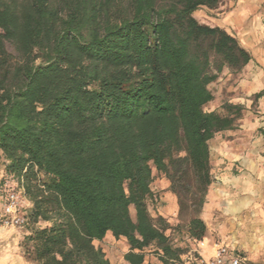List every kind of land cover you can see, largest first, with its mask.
<instances>
[{
    "label": "trees",
    "instance_id": "1",
    "mask_svg": "<svg viewBox=\"0 0 264 264\" xmlns=\"http://www.w3.org/2000/svg\"><path fill=\"white\" fill-rule=\"evenodd\" d=\"M222 1L0 0V196L16 181L31 200L33 261L112 264L95 243L111 232L127 240L129 264H145L151 246L179 264L170 224L150 212L154 170L180 213L192 210L189 237L206 236L210 141L245 110L207 111L210 84L252 60L196 17Z\"/></svg>",
    "mask_w": 264,
    "mask_h": 264
},
{
    "label": "rangeland",
    "instance_id": "2",
    "mask_svg": "<svg viewBox=\"0 0 264 264\" xmlns=\"http://www.w3.org/2000/svg\"><path fill=\"white\" fill-rule=\"evenodd\" d=\"M226 0H223V4ZM198 18V17H197ZM240 72H233L228 68H224L220 76L210 84V89L214 94V100L206 105L207 111L223 112V106L226 103L243 104L245 110L243 117L237 122L234 129L225 130L219 132L210 141V147L213 150L218 149L220 146L229 143V141H235L237 143H243L245 135L242 132L244 124L243 118L247 113V110H251L253 113L261 115L260 100L264 99V93L261 97L256 98L255 94L252 96L244 95L239 89H237L238 81L240 78ZM247 105L249 107H247ZM264 114V113H263ZM262 114V116H263ZM260 122H264V118L260 119ZM258 130V133L262 132L264 125ZM227 163H216V160H211V173L212 178L217 187H222L225 181L220 179V175L226 171ZM234 175L239 178L241 171L231 169ZM154 172V171H153ZM222 173V174H221ZM3 175V167L0 169V180ZM165 178V179H164ZM12 187H18L16 181L11 182ZM156 182V183H155ZM220 185V186H218ZM154 187L155 198L150 201L149 207L153 217H157L159 209H165L168 207V212L172 211L171 197L174 196L177 200V215L171 213L176 217L174 225H170L166 233L170 236L175 246L180 247L183 250L181 256V262L179 264H197L196 258L198 256L197 249L199 248L198 242L189 237L188 223L193 215L192 210L180 213L178 198L175 193L170 190V181L164 174L156 172L152 182ZM213 183L210 185L206 197V202L200 212L201 218L207 225V233L204 238H207V245L214 243H224L230 246L236 247V252L243 258V264L262 263L264 264V255L256 257V223L257 218L252 215L250 218L241 216L238 209L239 200L244 193L239 192L237 186L231 187L232 192H221L215 189ZM223 188V187H222ZM171 193L173 195H171ZM174 201V202H175ZM134 215V210L132 209ZM49 223L42 221L38 226H47ZM28 225L24 227L3 226L0 224V264H39L33 261L25 253L24 238L28 234ZM128 245L123 243H117L114 240L111 242L110 249L115 253V257L118 262L122 261L125 251H127ZM107 255V254H106ZM148 256V264H162L159 259L157 249L153 246L148 247L145 250V256Z\"/></svg>",
    "mask_w": 264,
    "mask_h": 264
},
{
    "label": "crops",
    "instance_id": "3",
    "mask_svg": "<svg viewBox=\"0 0 264 264\" xmlns=\"http://www.w3.org/2000/svg\"><path fill=\"white\" fill-rule=\"evenodd\" d=\"M196 17L206 24L212 26H220L235 36L241 45L245 47L252 55V60L244 67L240 73L239 89L244 95L252 96L254 94L264 92V0H226L218 10L207 7H201L196 11ZM260 100L261 115L247 110L243 118V133L246 136L243 143L229 141L218 149L213 150L210 147L211 160L216 163L226 162L227 169L220 175V179L225 181L222 187H217L213 181V185L221 192L234 191L231 187L237 186L239 192L244 195L239 200L238 209L241 216L247 219L254 215L258 222L256 223V248L255 255L260 257L264 255V128L258 133L264 125L260 119L264 118V99ZM244 104V103H243ZM247 107H249L247 105ZM263 114V116H262ZM3 164L0 163V169ZM240 170L241 175L237 178L230 170ZM157 171L154 170L153 175ZM222 174V173H221ZM165 179V178H164ZM156 183V182H155ZM220 186V185H218ZM215 187H213L215 189ZM154 190V187H152ZM171 195H173L171 193ZM171 197L172 211L168 212V207L159 209V214L165 217L170 225H174L177 220V200ZM4 196H0V211L4 205ZM127 244V240L123 237L116 238L111 232L102 240H95L100 246L112 264H129L124 255L129 251H125L122 261L114 255V251L110 249L111 242ZM229 245V244H228ZM212 246L208 244L206 248H198V256L195 259L200 264V258H209L212 253ZM236 249L235 246H231ZM145 264H148V256H145Z\"/></svg>",
    "mask_w": 264,
    "mask_h": 264
},
{
    "label": "built area",
    "instance_id": "4",
    "mask_svg": "<svg viewBox=\"0 0 264 264\" xmlns=\"http://www.w3.org/2000/svg\"><path fill=\"white\" fill-rule=\"evenodd\" d=\"M4 205L0 211V224L3 226L24 227L28 225V211L32 202L24 188L11 187L4 195ZM207 238L196 240L199 248L207 247ZM243 258L228 244L214 243L209 258L201 257L200 264H243Z\"/></svg>",
    "mask_w": 264,
    "mask_h": 264
}]
</instances>
